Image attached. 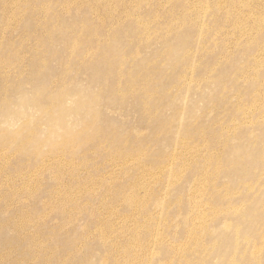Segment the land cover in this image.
I'll list each match as a JSON object with an SVG mask.
<instances>
[{"label": "rangeland", "instance_id": "1", "mask_svg": "<svg viewBox=\"0 0 264 264\" xmlns=\"http://www.w3.org/2000/svg\"><path fill=\"white\" fill-rule=\"evenodd\" d=\"M0 264H264V0H0Z\"/></svg>", "mask_w": 264, "mask_h": 264}]
</instances>
